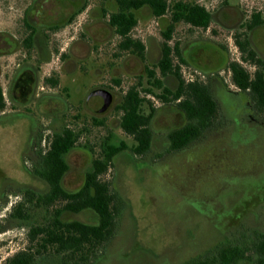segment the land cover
Returning a JSON list of instances; mask_svg holds the SVG:
<instances>
[{
	"label": "rangeland",
	"instance_id": "374dc122",
	"mask_svg": "<svg viewBox=\"0 0 264 264\" xmlns=\"http://www.w3.org/2000/svg\"><path fill=\"white\" fill-rule=\"evenodd\" d=\"M33 1L0 0V84L5 92V112L25 115L10 121L7 119V122L3 120L0 124V183L4 177H9L18 182L35 184L24 171L23 163L32 165L38 146L28 149L27 140L31 136L37 142L41 136L43 148L44 138L68 125L82 131L76 147L66 155L69 170L63 178V184L67 189L74 190L80 186L83 173L89 170L91 159L99 153L100 144L106 138L109 137V143L113 145H119L121 141L129 147L132 145V139L120 128L121 112L116 105L130 85L139 81L142 87L149 86L145 70L156 67L163 39L161 32L169 24L170 16L168 13L155 18L145 10L138 13L139 21L131 35L144 43L143 57H139L118 48L120 39L106 23L108 14L115 9L113 2ZM174 1L195 2L210 7L209 0H170L171 3ZM227 1L230 5L237 4L236 0ZM29 4H34L33 9L24 10L28 9ZM84 4L85 8L68 21ZM25 16L31 24L39 26L37 43L29 56L23 47V39L28 31L24 23ZM55 26L59 28H53ZM218 33L217 41L222 42L230 55L233 53L234 58L238 57L233 44H229V33L223 30ZM255 36L257 48L264 53V28L257 31ZM208 37H211L210 30L192 28L180 22L175 24L169 45L178 43L180 55L185 59L186 63H182L178 56L174 54L173 57V62L181 65L183 78L198 79L211 87L212 78L209 74L215 72L222 61L214 45L205 41L197 43L198 39ZM39 46L43 49L41 55L38 53ZM26 63L37 67L38 76L29 71H19L13 76ZM246 67L253 72L252 66L246 64ZM155 71L156 76L160 77L157 68ZM218 75L225 85L234 89L226 71ZM46 77L57 78V86L45 84ZM161 79L170 88L177 85L173 74ZM115 80H119V84ZM97 86L109 89L114 95L113 103L95 118L103 121V125L95 124L84 104L87 98L92 108L99 106L100 97L91 92ZM154 91L159 92L157 89ZM141 93L156 108L151 126L158 139H164L169 130L183 124L182 114L172 103L165 105L155 96L143 91ZM246 101L252 104V98ZM218 111L220 114V107ZM250 111L258 123L245 121L237 125L236 129L226 123L221 127L206 129L178 151L143 156L131 154L128 148L120 152L116 158L117 174L119 185L129 202V217L127 220L121 218L117 226L118 234L109 243L111 249L92 264H171L166 259L167 254L164 258L162 252L171 247L178 249L175 228L184 235L192 236L194 228L186 222L184 207L190 203L200 209L201 202L192 195L203 198L210 196L213 188L215 191L218 179L214 174H209L212 171L229 169L234 186L240 187L243 192L234 199L233 214L263 202L255 199L264 197V125L259 124L264 119V112ZM160 139L159 148L164 142ZM229 139L239 143V147L229 144L227 148ZM160 155L163 156L158 158ZM174 170L178 173L189 170L194 174L199 170L200 173L195 175L204 179L201 181L204 185L201 184L194 194V182L200 181V178L178 181ZM204 170L208 172H202ZM114 176L115 170L110 168L103 178L112 181ZM183 188L185 190H181ZM180 190H188V193L183 194ZM11 191L10 187H6L4 198L0 199V225L3 227L0 231V263L25 246L26 225L6 219L15 201ZM206 208L207 212H212L209 207ZM253 213L264 214V204L258 205L254 211L249 209L247 214L251 221ZM63 218L89 223L96 221L95 214L89 210L78 214L66 213ZM37 264L60 263L55 257H42Z\"/></svg>",
	"mask_w": 264,
	"mask_h": 264
},
{
	"label": "trees",
	"instance_id": "16d2710c",
	"mask_svg": "<svg viewBox=\"0 0 264 264\" xmlns=\"http://www.w3.org/2000/svg\"><path fill=\"white\" fill-rule=\"evenodd\" d=\"M112 1H115L118 9L108 14V25L120 39L118 48L135 53L139 57H143L144 45L130 37V31L136 24L132 9L148 4L153 14L159 16L168 6L170 21L164 32L166 40L171 38L175 24L179 22H184L192 28H206L210 23L207 9L196 3H167L166 0ZM82 9L84 5L76 10L68 21ZM26 26L30 31L23 39V47L29 56L34 47L35 30L27 22ZM53 28L57 29L59 26ZM239 48L243 52L247 50L243 44H239ZM161 51L162 57L156 67L146 71L149 86L142 87L139 81L130 85L118 105L121 112L120 128L132 139V145L129 147L124 141L113 145L109 143V137L106 138L100 144L99 153L91 159L89 170L83 173L78 188L67 189L63 178L69 170L66 155L76 147L82 131L65 125L44 138L43 148L41 136L37 142L34 137H29L26 147L31 150L36 145L38 149L32 165L23 163V169L35 184L18 182L9 177H4L0 184V198L4 197L6 187H10L15 197L6 219L26 225L25 246L0 264H37L38 259L42 257H55L60 264H92L111 249L109 243L118 234V223L122 217L125 220L129 217V202L119 185L116 158L127 148L131 154L141 155L149 149L151 143L150 122L156 108L141 91L153 94L161 102L174 103L175 108L185 115L187 122L171 130L168 135L171 149L187 145L214 122L217 109L207 85L198 79L184 80L179 64L173 62L175 54L180 62L186 63L180 56L178 45L170 46L164 43ZM247 57L251 63H258L254 54L249 52ZM229 67L232 84L242 90L248 89L257 108L264 110V76L261 70L258 68L250 73L238 63H231ZM156 68L160 77L156 76ZM167 73L177 78L178 83L174 90L164 85L161 79ZM115 82L119 84V80ZM44 83L55 87L58 80L46 77ZM5 108L6 100L0 84V112ZM94 122L96 125H103L101 120L94 119ZM110 168L115 170V179L112 181L103 178ZM85 210L95 214V222L63 218L66 213L78 214ZM2 228L0 225V231ZM257 245H260V242Z\"/></svg>",
	"mask_w": 264,
	"mask_h": 264
},
{
	"label": "flooded vegetation",
	"instance_id": "af4514ba",
	"mask_svg": "<svg viewBox=\"0 0 264 264\" xmlns=\"http://www.w3.org/2000/svg\"><path fill=\"white\" fill-rule=\"evenodd\" d=\"M35 1L36 0H34L33 2ZM102 1L113 2L114 8H115L114 11L118 9V6L116 5L115 1H112V0H102ZM166 2L169 3L170 0H166ZM181 2L186 3V1H181ZM209 2H210V7H207L206 5H203L200 3H196L207 9V11L210 14V23L206 28H200V27H195V28L200 29V30H210L211 32V37L198 39L197 43H203L205 41L208 44H212L216 48H218V51L215 50V52L218 54V56L221 57L222 65L220 64L216 68L215 72L209 74V76L212 78L211 87H209L208 84L204 82L208 87L209 93L211 94L213 101L216 104L217 118L214 120V122H212V124L204 128L202 132L206 129L221 127L225 125L226 123L232 124L233 129H236L237 125L240 126L245 121L248 123H258V121L256 122L254 121L256 119L253 117L252 111H250V109L258 113H262L264 112V110H260L257 108V106L255 105V102L253 101L252 95L249 93V90L248 89L242 90L240 88H237L236 86L232 84V82H231V86L234 89H230L228 85H225V83L222 80V77H220L218 74H220L221 71H226L231 81V70H230L229 65L231 63H238L244 66L246 69H247L246 64L252 66L253 72H255L259 68L264 76V53H262L259 50V48H257V41H256V36H255V33L257 31L264 28V0H236L237 2L236 5H230L227 0H209ZM190 3H195V2H190ZM33 7H34V4H29L28 9H24V10H29V9L32 10ZM84 8H85V4H84ZM168 8L169 7L167 6L165 11L159 16H155L153 14L152 8L148 4H144L140 6L139 8L132 9V12L136 18L135 26L137 25L139 21L138 13L142 12L143 10L147 11L148 14H150L152 17L161 18L168 13L170 16V11ZM24 18H25L24 19L25 25L27 22L31 26V28L35 30L33 34V42H34L33 45L35 46V44L37 43L36 42L37 41L36 32L39 29V26L35 24H31L27 20L26 16ZM106 23L108 24V19H106ZM181 23H184V22H181ZM168 25L161 32L163 39H162V43L160 47V57L157 59L155 63L156 65L162 57V51H161L162 45L164 43L169 44L170 42V39L166 40L164 37V32L166 31ZM211 25H214L215 27H212ZM134 27L131 29V31L134 29ZM222 30L229 33L230 35L228 38L230 41L229 44L231 45L233 44L234 52L238 54V57L234 58L233 53L230 55L228 49L223 46L222 42L217 41L219 40L218 31H222ZM29 31H30V28H28L27 34ZM131 31H130V37L133 40L140 41L144 45V43L139 38L133 37L131 35ZM239 44L245 45L247 47V50L244 52L241 51L239 48ZM9 45H11V43H9ZM38 49H39L38 53L41 55V53H43V49L41 46H39ZM144 50H145V47H144ZM249 52L254 54V57L256 58V60H258V63H251L249 61V57H247ZM131 54H135V53H131ZM245 57H247V59H245ZM19 71L20 73L29 71L31 73H34L35 76L36 75L38 76L37 67H32V65L29 63L23 64L15 72L13 76H16V74H18ZM146 71L147 69L145 70V73ZM248 72L250 71L248 70ZM253 72H250V73H253ZM169 74L171 73H167L165 76ZM180 74H181V69H180ZM181 77L183 78L182 75ZM176 87L177 85L174 88H170V87L168 88L174 90ZM100 89H107V88H104L103 86H97L93 88V90L91 91L92 94L94 93L96 96L100 97L98 98V99H101V101L98 103L99 105L103 103V97L99 92ZM152 89L155 90V88H152ZM110 93H111V103L109 104V106L113 103V96H114L112 91H110ZM3 96L5 98L4 91H3ZM151 96L154 97L153 94H151ZM217 98L219 100H217ZM247 98H252V104L246 101ZM10 99L11 101H13L11 97ZM121 99H122V95L120 96L119 102L116 105L117 109H118V105L120 104ZM162 103L165 105L169 104V103H164V102ZM84 104H85V110L91 114L93 119H95L98 115H101L102 113H104V111L96 112L91 107L90 103H88L87 98H85ZM172 104L174 106V103ZM220 105H222V107ZM219 107L221 109L220 114H218ZM179 112L180 114H182L183 120H184L183 124H181L180 126H183L187 122V120L183 112L181 111ZM254 116H255V113H254ZM22 117H25L24 114L6 113L5 109L2 112H0V121L4 120L7 122L8 121L7 119H9L10 121L12 118L14 119V118H22ZM151 124H152V120L150 122V129H151L152 136H151V143H150L149 149L146 150L143 154L137 155V156H143L145 154L148 155L150 153H157V155H159L160 153L168 154L172 151L181 150L189 144L188 143L187 145L181 148H178V149H171L170 141L168 138V135L171 130H169L166 133V136H164V139L163 138L160 139L159 137L160 140H164V142L162 143V146L159 148L160 142H158L159 139L157 135H155V132L153 131ZM259 124L264 125V119L263 121L259 122ZM229 141L230 142L226 144L227 148L229 147V144H232L231 146L239 145V143L233 142L231 141V139H229ZM162 156L163 155H160L157 157L160 158ZM228 170L226 171L215 170L209 173V174H214L216 179H218L217 182H215L217 185L215 188V191L213 188V191H211L210 196L207 195L208 196L207 197L206 195H204L206 197L201 198V196L198 197L196 195H192L196 200L201 202L202 207L200 209L194 208L193 205H191L190 203L184 207V212L185 214H187L186 222L189 223V225L194 228L193 234L192 236L184 235L183 233L180 232V229L177 228L176 230L175 228L176 236L179 242V245L177 246L178 249H176V247H171V248H166L162 252L164 258H165V254H167L166 259L170 261L171 264H193V263H196V264H264V214L253 213L252 221L250 220L247 214L249 212V209L254 211V209L258 205L264 204V197L255 199V200L263 201V202L254 204L253 206L255 207L249 206V208L243 209L240 211L237 210L233 214V212L235 211L234 199L238 195H241L242 190L240 189V187L236 188L234 186L235 182L231 176L232 172ZM174 171L176 175L178 176V181H186L185 179H188V178L190 179L200 178V181L198 182H196V180L193 179L195 180L194 184H196V187L192 188L194 189V194H196V190L198 189L199 186L204 185V182H201V181H204V179L202 180L201 177H198L195 175L197 173H200L199 170L195 171L196 172L195 174L191 171L189 172V170L185 173H182V172L178 173L176 170ZM202 172L207 173L208 171L204 170ZM192 174H194L195 176H191ZM209 174H207V176ZM181 190H185V189L183 188ZM187 191L185 192L181 191V192L183 194H187L188 193ZM3 198H0V199H3ZM254 202H252L251 204H253ZM206 207H209L210 210H212V212L211 213L210 211L207 212ZM221 211L223 212L226 211L227 213L222 214L220 213ZM230 213L232 214V216L230 215ZM119 236H121V232L119 233ZM190 238H193V239H190ZM259 242H260V245H257V243ZM170 252L171 254H168ZM176 252H177V255H175ZM172 258L175 260L172 261Z\"/></svg>",
	"mask_w": 264,
	"mask_h": 264
},
{
	"label": "water",
	"instance_id": "95a60500",
	"mask_svg": "<svg viewBox=\"0 0 264 264\" xmlns=\"http://www.w3.org/2000/svg\"><path fill=\"white\" fill-rule=\"evenodd\" d=\"M100 94L103 97V103L95 108H93L96 112H103L107 109L109 104L111 103V93L107 89H100Z\"/></svg>",
	"mask_w": 264,
	"mask_h": 264
}]
</instances>
